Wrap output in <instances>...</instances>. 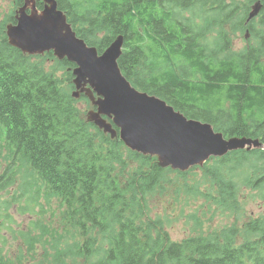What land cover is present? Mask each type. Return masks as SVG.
<instances>
[{"label":"trees","instance_id":"16d2710c","mask_svg":"<svg viewBox=\"0 0 264 264\" xmlns=\"http://www.w3.org/2000/svg\"><path fill=\"white\" fill-rule=\"evenodd\" d=\"M56 1L77 36L99 52L123 37L118 66L135 87L226 139L246 137L264 145V0ZM257 2L260 13L246 26L248 6ZM36 3L42 8L41 0ZM19 4L11 0L0 21V151L7 150L18 171L31 168L46 186L43 196L65 207L63 216L80 238L64 248L69 264L76 259L82 264H264V217L181 242L171 240L160 218H148L155 192H167L160 184L174 174L176 185L187 172L162 169L155 158L131 152L85 123L70 94L71 76L66 91L45 65L52 55H23L8 44L5 26L14 23L12 9ZM229 25L234 31L241 25L249 29L240 51H230ZM252 154L261 164L245 181L264 194V150ZM235 157L244 161L246 152H229L188 171L198 169L217 181L216 190L225 197L217 199L220 211H237L234 197L244 177L231 176L227 186L215 173L237 165ZM31 200L39 204L35 195ZM11 202L0 207L10 210ZM192 218L198 227L195 214ZM0 219L11 223L12 217L6 211ZM243 232L246 241L237 243ZM12 262L0 249V264H17ZM52 263L67 261L53 254L47 264Z\"/></svg>","mask_w":264,"mask_h":264},{"label":"water","instance_id":"95a60500","mask_svg":"<svg viewBox=\"0 0 264 264\" xmlns=\"http://www.w3.org/2000/svg\"><path fill=\"white\" fill-rule=\"evenodd\" d=\"M261 7L259 2L252 6L245 25L259 15ZM16 20V25L7 27L9 44L28 55L53 51L59 59L67 58L74 63L76 92L73 96L86 92L97 106V113L90 114L87 120L116 136L100 116L112 118L123 143L133 151L156 157L161 167L185 172L193 166H201L211 156L222 157L246 146L248 150L263 147L258 140L247 138L226 141L211 125L188 120L165 102L136 92L117 67L122 37L98 56L96 49L87 48L75 37L54 0H44L41 11L36 8L35 0H24ZM52 29L56 39L25 44L19 41L22 34L39 35ZM86 85L96 93L97 100L94 101L90 89H84ZM193 140L197 147L189 146Z\"/></svg>","mask_w":264,"mask_h":264},{"label":"rangeland","instance_id":"374dc122","mask_svg":"<svg viewBox=\"0 0 264 264\" xmlns=\"http://www.w3.org/2000/svg\"><path fill=\"white\" fill-rule=\"evenodd\" d=\"M240 1L243 4L248 2V0ZM252 6H248V11ZM10 7L11 0H0V14L3 15ZM238 17L239 15L232 17L231 23ZM245 30L243 25L235 31L230 29V25L228 26L230 51H240L247 45L250 32L246 34ZM245 37L247 38L245 39ZM43 57L45 58V56ZM45 65L48 69L50 68V72H54L63 88L68 91L65 72L69 67L54 57L45 59ZM77 108L79 111L81 109L86 111L91 107L86 99H81L77 103ZM99 140L96 138L95 143L99 144ZM252 152L251 149L247 150L245 160L239 159L237 165L219 167L215 172L219 181H226L227 186L231 176L240 177L242 175L244 177L243 181L237 183L234 197L237 211L228 212L217 209V199H225V197L219 196L216 190L217 181L203 171L197 169L187 172L183 179H179L180 183L176 185L174 184L175 175H168L165 181L160 184L167 189V192L164 195H154L150 199L149 209L153 217L163 221L172 241L181 242L195 233L206 237L214 232L227 229L234 223L239 224L242 228L246 221L264 217V194L254 191L253 187L245 181L249 173L257 175L256 168L261 164L254 159ZM8 158L7 150L2 149L0 151V203L12 201L10 210L6 208L3 210V205L0 207L1 214H6L7 211L12 217L11 223H5L0 219L4 222H0L2 254L5 258L13 261L12 263L47 264L53 254L61 255L62 248L71 245L74 240L72 241V236L63 235L61 240L54 242L55 246L51 245V238L57 234L55 229H57L60 218L59 202L54 198L47 200L43 196L37 198L39 204L32 202L31 199L36 193V189L32 185V178L23 172H15L12 175L13 169L9 165ZM208 195L215 196V198L210 200ZM210 203L213 205L208 207ZM194 214V220L198 227L195 226L192 218ZM246 239L243 232L237 237L236 242L243 243ZM68 256L69 254L65 252L63 259L67 261L66 264H69ZM36 257L37 260L33 261ZM73 264H82V261L76 259Z\"/></svg>","mask_w":264,"mask_h":264},{"label":"snow or ice","instance_id":"6c2138e0","mask_svg":"<svg viewBox=\"0 0 264 264\" xmlns=\"http://www.w3.org/2000/svg\"><path fill=\"white\" fill-rule=\"evenodd\" d=\"M53 39H56L54 29L45 31L44 33L39 34V35L22 34L19 37V41L21 42V44L30 43V42H44V41L53 40ZM189 146L197 147L198 145L193 140V142Z\"/></svg>","mask_w":264,"mask_h":264},{"label":"clouds","instance_id":"9594fccd","mask_svg":"<svg viewBox=\"0 0 264 264\" xmlns=\"http://www.w3.org/2000/svg\"><path fill=\"white\" fill-rule=\"evenodd\" d=\"M83 119H84V118H83ZM84 122L87 123V122L85 121V119H84ZM88 124H90V123H88Z\"/></svg>","mask_w":264,"mask_h":264},{"label":"flooded vegetation","instance_id":"af4514ba","mask_svg":"<svg viewBox=\"0 0 264 264\" xmlns=\"http://www.w3.org/2000/svg\"><path fill=\"white\" fill-rule=\"evenodd\" d=\"M246 39V38H245Z\"/></svg>","mask_w":264,"mask_h":264}]
</instances>
